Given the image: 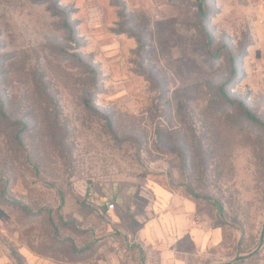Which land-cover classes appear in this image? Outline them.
Here are the masks:
<instances>
[{"label": "rangeland", "instance_id": "374dc122", "mask_svg": "<svg viewBox=\"0 0 264 264\" xmlns=\"http://www.w3.org/2000/svg\"><path fill=\"white\" fill-rule=\"evenodd\" d=\"M154 184L264 264V0H0V264H147Z\"/></svg>", "mask_w": 264, "mask_h": 264}, {"label": "crops", "instance_id": "0c3cea01", "mask_svg": "<svg viewBox=\"0 0 264 264\" xmlns=\"http://www.w3.org/2000/svg\"><path fill=\"white\" fill-rule=\"evenodd\" d=\"M149 190L153 212L139 231L143 246L153 251L147 264H199L201 257L208 256L214 239L194 221L196 203L157 184ZM215 241L217 248L221 247L218 236Z\"/></svg>", "mask_w": 264, "mask_h": 264}, {"label": "trees", "instance_id": "16d2710c", "mask_svg": "<svg viewBox=\"0 0 264 264\" xmlns=\"http://www.w3.org/2000/svg\"><path fill=\"white\" fill-rule=\"evenodd\" d=\"M202 7L200 6V11H202ZM66 26H67V21L65 20ZM221 98L222 101L225 102V104L232 106V103L229 100L228 95L226 94V92H222L221 94ZM241 113H243V115L249 119L250 121H254V122H258L259 120L255 118V116L249 111V109L246 106H242L241 107Z\"/></svg>", "mask_w": 264, "mask_h": 264}, {"label": "built area", "instance_id": "2783aa9c", "mask_svg": "<svg viewBox=\"0 0 264 264\" xmlns=\"http://www.w3.org/2000/svg\"><path fill=\"white\" fill-rule=\"evenodd\" d=\"M107 207H108L109 211H113L114 210V205L113 204H107Z\"/></svg>", "mask_w": 264, "mask_h": 264}]
</instances>
